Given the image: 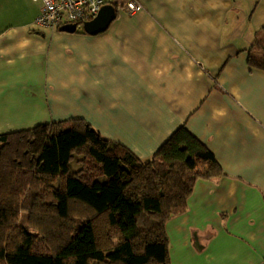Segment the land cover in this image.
I'll return each mask as SVG.
<instances>
[{"label":"crops","instance_id":"crops-1","mask_svg":"<svg viewBox=\"0 0 264 264\" xmlns=\"http://www.w3.org/2000/svg\"><path fill=\"white\" fill-rule=\"evenodd\" d=\"M126 1L92 35L0 0V134L80 118L147 160L185 126L223 174L165 223L170 264H264V0Z\"/></svg>","mask_w":264,"mask_h":264},{"label":"trees","instance_id":"trees-1","mask_svg":"<svg viewBox=\"0 0 264 264\" xmlns=\"http://www.w3.org/2000/svg\"><path fill=\"white\" fill-rule=\"evenodd\" d=\"M222 174L185 126L147 160L80 118L1 133L0 264H170L165 223Z\"/></svg>","mask_w":264,"mask_h":264},{"label":"built area","instance_id":"built-area-1","mask_svg":"<svg viewBox=\"0 0 264 264\" xmlns=\"http://www.w3.org/2000/svg\"><path fill=\"white\" fill-rule=\"evenodd\" d=\"M41 4L40 13L34 24L41 27L58 28L64 24H75L82 29L86 21L93 19L100 8L106 4H115V0H34ZM124 8L129 14L141 10L135 0H127Z\"/></svg>","mask_w":264,"mask_h":264},{"label":"water","instance_id":"water-1","mask_svg":"<svg viewBox=\"0 0 264 264\" xmlns=\"http://www.w3.org/2000/svg\"><path fill=\"white\" fill-rule=\"evenodd\" d=\"M116 7L112 4L102 6L97 15L83 24L82 29L88 34H97L106 30L109 24L115 19ZM60 31L73 33L76 31L75 24H64L59 27Z\"/></svg>","mask_w":264,"mask_h":264},{"label":"rangeland","instance_id":"rangeland-1","mask_svg":"<svg viewBox=\"0 0 264 264\" xmlns=\"http://www.w3.org/2000/svg\"><path fill=\"white\" fill-rule=\"evenodd\" d=\"M77 166V164H75V167ZM27 213L26 212H21L20 213V217H19V224L22 226H26L27 225Z\"/></svg>","mask_w":264,"mask_h":264}]
</instances>
